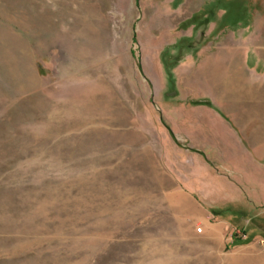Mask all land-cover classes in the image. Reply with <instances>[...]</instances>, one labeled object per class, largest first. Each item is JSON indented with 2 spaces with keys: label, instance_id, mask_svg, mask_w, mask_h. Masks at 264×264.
Returning <instances> with one entry per match:
<instances>
[{
  "label": "rangeland",
  "instance_id": "rangeland-1",
  "mask_svg": "<svg viewBox=\"0 0 264 264\" xmlns=\"http://www.w3.org/2000/svg\"><path fill=\"white\" fill-rule=\"evenodd\" d=\"M225 106L264 114V0H0V264H220L198 214L264 190Z\"/></svg>",
  "mask_w": 264,
  "mask_h": 264
},
{
  "label": "crops",
  "instance_id": "crops-1",
  "mask_svg": "<svg viewBox=\"0 0 264 264\" xmlns=\"http://www.w3.org/2000/svg\"><path fill=\"white\" fill-rule=\"evenodd\" d=\"M226 119L236 125V127L248 129L254 127L253 122L257 119L264 120V114L258 110L248 107H230L225 106L221 110ZM255 114H259L258 118ZM251 124V125H250ZM258 138V136H256ZM233 193L230 195L229 201H222L216 210H220L219 220L210 221L206 213H199V218L203 223V229L199 234L207 246L213 248L215 259H219V263L229 261L230 264H237L235 255L240 248H255L259 242L263 244L260 249V255L264 258V190H243L240 187L231 188ZM219 203H217L218 205ZM229 210V211H228ZM259 212L256 214L255 212ZM241 214L248 216L249 219L243 220ZM238 221H234L237 220ZM261 223L262 228L252 222ZM260 230V232H259ZM191 235H195L191 228ZM208 250V248H207ZM211 250V248H210ZM207 251V252H210ZM257 256H259L257 254Z\"/></svg>",
  "mask_w": 264,
  "mask_h": 264
},
{
  "label": "built area",
  "instance_id": "built-area-1",
  "mask_svg": "<svg viewBox=\"0 0 264 264\" xmlns=\"http://www.w3.org/2000/svg\"><path fill=\"white\" fill-rule=\"evenodd\" d=\"M202 231V228L201 227H199V232H201Z\"/></svg>",
  "mask_w": 264,
  "mask_h": 264
},
{
  "label": "trees",
  "instance_id": "trees-1",
  "mask_svg": "<svg viewBox=\"0 0 264 264\" xmlns=\"http://www.w3.org/2000/svg\"><path fill=\"white\" fill-rule=\"evenodd\" d=\"M215 212H216L215 215H219V213L217 211H215Z\"/></svg>",
  "mask_w": 264,
  "mask_h": 264
},
{
  "label": "bare ground",
  "instance_id": "bare-ground-1",
  "mask_svg": "<svg viewBox=\"0 0 264 264\" xmlns=\"http://www.w3.org/2000/svg\"><path fill=\"white\" fill-rule=\"evenodd\" d=\"M198 231H199V228H198Z\"/></svg>",
  "mask_w": 264,
  "mask_h": 264
}]
</instances>
